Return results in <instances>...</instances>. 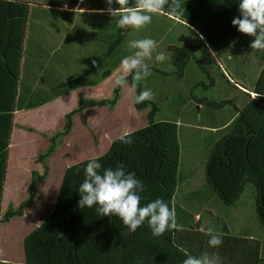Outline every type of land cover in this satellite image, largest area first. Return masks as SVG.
<instances>
[{
    "label": "trees",
    "instance_id": "obj_1",
    "mask_svg": "<svg viewBox=\"0 0 264 264\" xmlns=\"http://www.w3.org/2000/svg\"><path fill=\"white\" fill-rule=\"evenodd\" d=\"M129 2L132 5L135 0ZM48 3L70 7L80 4L82 8L98 10L107 7L106 0H48ZM178 3L180 9L177 13L170 12L168 5H165L164 17L178 18L181 24L194 32L197 42L168 47L170 61L175 67L172 72L154 66H150L151 71L173 74L182 79L189 64L199 61L197 52L229 50L247 36L232 24L233 18L239 15V0H178ZM113 7L119 5L113 4ZM29 11L27 1L0 0V224L24 215L25 208L37 196V181L46 177L50 170L49 165L45 164V174L33 171L28 198L18 208L11 206L3 218L4 189ZM105 16L110 15L101 12L99 26L100 45L105 48V53L101 52L93 70L97 67L107 76L113 70H108L109 67L116 66L111 59L117 55L126 34L117 27L119 16H110V21L103 18ZM165 29L168 26L163 33ZM152 37L155 41L158 39L154 35ZM125 56L121 53L115 59L122 60ZM261 75L264 78V68ZM127 80L133 86L131 75ZM81 85L85 83L80 78L59 82L42 98L31 99L26 108L46 103ZM135 88L137 95L143 91L141 83ZM121 90V87H116L111 99L80 97L77 109L67 114L64 130L51 137L53 145L49 152L38 157V161L45 162L54 151L57 138L71 133L76 113L82 114L95 107H115ZM256 92L258 95L242 108L235 104L234 99L207 100L210 108L233 105L236 117L212 144L205 165V178L207 185L228 207L237 203L248 183H253L256 187L258 220L264 226V92ZM135 107L138 110L150 107L148 124L131 131L133 143L123 144L116 138L110 148L96 158H99L103 168H115L122 164L126 172L135 174L144 185V191L139 193L141 206L162 198L171 207L180 179L179 126L170 120H157L159 107L153 100L135 103ZM90 159L76 162L66 169L52 212L24 239L26 262L0 260V264H182L186 255L180 248L193 256H200L204 252L217 253L222 264L263 262L260 239L235 235L227 227L221 232L215 231L222 236L223 243L217 248H210L208 237L204 234L207 229H202L199 224L182 225L177 222L182 230L166 231L162 236L153 237L147 221L135 232H130L117 216H98L95 205L81 209L78 206V188L84 180V168Z\"/></svg>",
    "mask_w": 264,
    "mask_h": 264
},
{
    "label": "rangeland",
    "instance_id": "obj_2",
    "mask_svg": "<svg viewBox=\"0 0 264 264\" xmlns=\"http://www.w3.org/2000/svg\"><path fill=\"white\" fill-rule=\"evenodd\" d=\"M150 28L151 25L149 24L139 31L134 29L124 30L126 37L115 57L117 58L121 53L130 55L131 52L134 51L128 48V43L131 40L146 37L153 39L152 33L146 37L144 36V33ZM196 42L197 38L193 31L189 30L181 23L179 25L177 24L173 27L172 31L167 34V37H165L160 44H157V52H164L168 59L162 63L156 62L155 55L157 52H154L153 58L151 60H146V63H148L149 66L172 72L175 70V67L170 61L168 47L173 44L184 45L186 43L195 44ZM218 56L219 59H216V61L219 62L221 60L226 65V70L224 69V72H219L218 68L213 64V67L208 70V74L200 73L197 69V62L192 61L187 68L186 76L182 79H179L173 74L164 75L160 72L151 71L147 78L139 82L142 84L143 90L150 89L153 93L154 99L151 100L159 107V112L156 114L157 120L179 117L183 121L179 130V142L181 147V177L179 183H182L181 186L186 189L185 191L190 190L194 184L200 185L199 188L201 192L207 189L211 190L206 183L205 165L211 145L216 140V134L201 130L200 127L206 125V123L217 124L212 118L214 113L221 110V108L209 107L212 110L211 113L213 112L209 118H197L199 120L192 123L186 120L188 116L183 115V117H181L178 116L177 113L174 115L175 101L178 99L187 100L188 94L190 96L188 89L192 88V84L197 79L203 78L204 84L198 86V88H193L194 95H206L210 100L215 101H222L230 97L234 99L236 105H241V101L247 100L244 93L245 89L255 90L259 78L263 81V78H261L262 69L259 70L256 65L253 66L251 70L253 75L251 74L252 76H248V78H253L252 83V81L249 80L250 78L247 79L244 75L236 72L232 63H225V53H221V55L219 54ZM115 57L112 58L111 61L116 62V71L101 83L95 99H111L114 96V90L117 87L114 81L121 71V60L115 59ZM257 57L260 60V56ZM249 68H251V66ZM101 71L103 70H100V72ZM127 85V87L121 88V96L115 107H95L89 108L92 110L88 113H85L87 110L82 114L76 113L73 116L74 124L71 133L63 138H57L55 149L52 154L45 159V162L38 161V157L49 152L54 142L51 137L64 130L67 121V116L64 114L66 106L62 103H56L55 105L53 103L43 109L46 111V116H44L43 111H36L24 116L22 122L43 129L48 136L45 137V134L43 136L42 133L41 135L29 134L30 142L28 145L26 144L27 146L25 149L27 153H17V151L14 150L11 165L15 167L19 166L18 174L14 177L15 180L12 183L14 186L10 182V189H8L10 198H5L2 213L3 218L11 206L18 208L21 203L28 198L33 171L45 174V164L49 165L50 170L48 174H46V177L36 183L37 193L39 192V195L37 194V201L25 208L26 211L24 215L16 216L9 222L0 224V257L7 258L8 256L9 259H11L13 256H23V236L40 220H43V217L50 209L57 195L63 169H65L67 165H72L81 160L98 157L104 154L120 134L125 131L131 132L148 124L150 107L138 110L135 107V97L137 96L136 88L133 87L128 80ZM261 87L262 82L259 83V89ZM248 93L250 94V92ZM235 97L237 98L235 99ZM226 108H228L227 110L231 113H235V107L233 105H227ZM229 116L230 113H223V116L219 114V117L223 120L227 119ZM191 124L195 126H191ZM193 168L195 169L194 174H196V180L189 182L192 172L190 169ZM203 182H205L206 186L202 185ZM242 196V198H244L243 203L246 200L251 203L252 198L256 197L255 185L253 183H248ZM217 200H220V197H218ZM213 201L214 200L211 201V207L214 206ZM224 206L228 210H231L230 207ZM198 209L200 211V205H194V210L196 211ZM201 213L204 217L207 216V212L204 210H202ZM239 214L234 215L230 212L228 218L224 217V220L216 221V225L218 226L221 224L219 226H223V224L227 222L228 225L230 224L235 228L236 226L239 227L241 218L250 215L246 210ZM251 220L250 217L249 223L252 225L248 231H253L254 234L258 235L257 237H260L262 243V256L264 259V226L260 222L257 225L255 220ZM261 264H264V260Z\"/></svg>",
    "mask_w": 264,
    "mask_h": 264
},
{
    "label": "crops",
    "instance_id": "obj_3",
    "mask_svg": "<svg viewBox=\"0 0 264 264\" xmlns=\"http://www.w3.org/2000/svg\"><path fill=\"white\" fill-rule=\"evenodd\" d=\"M23 1L29 2L30 11L27 22V33L24 41L17 110L15 111V127L12 134L10 160L8 163L3 204L5 198H10V192H8V189H10V182L12 184L15 180V175L18 174L19 166L15 167L11 165L14 150L17 151V153H27L25 149L30 142L29 134L41 135L42 133L44 136L46 133L41 128L33 125H27V123L22 122L24 116L36 111H43L44 116H46V111L43 109L53 103L54 105L56 103L64 104V106H66L64 114L67 116L70 111L77 109L80 97L92 99L96 98L101 83L104 82L105 79H108L111 74L116 71L113 65V67H109L108 70H110V68H113V70L107 76L103 72H100V69L97 67H95L96 70H93V61H96L95 64H98L101 52L105 53V48H101L99 39V26L101 21L100 10L82 8L80 4H77L74 7L56 6L49 4L48 0ZM165 14L166 13L162 12L160 14L153 15L152 22L150 24L151 28L144 33L145 37L154 33L153 35L158 38L156 40L157 44H160L161 41L167 37V34L172 31L175 25L180 24V20L178 18L168 16L171 19L174 18L173 20H170L169 18L164 17ZM103 18H107V21H110L111 17L105 16ZM165 25L168 26V29H165L163 33L164 28H166ZM252 40L253 37L247 35L243 40L236 42L229 50L221 52H197V58L199 60L197 62L198 71L200 73L208 74V70L211 69L214 64L218 68L219 72H224L226 70V65L221 60L217 62L216 59H219V54L221 55V53H225V63H232L236 72L249 79L250 77L248 78V76L253 75L251 72L253 66L256 65L259 70H263L264 68V52L252 50L249 47ZM257 56H260V60ZM250 66L251 68H249ZM88 71L89 73L83 77V75ZM104 75L106 77H104ZM77 78H80L85 85L78 86L72 91L55 97L36 107L26 108L31 99L38 100L39 98H42L45 94L49 93L55 84L76 80ZM249 80L253 83V78H250ZM260 82H262V87L259 89ZM202 84H204L203 78L197 79L192 84V88L188 89V93H190V96L187 93L188 99H178L175 101L174 115L177 113V115L181 117H183V115L188 116L186 120L193 123L196 122V120H199L197 118H209V116L213 114V112L211 113L212 110L207 105V100L210 99L206 95L196 96L193 93V88H198V86ZM256 91L264 92V78L263 81L259 78L255 90L248 88L245 89L244 93L247 100L241 101V105L238 106L242 108L251 98L257 96L258 93ZM248 92H250V94ZM236 98L237 97H235V99ZM226 99L231 98L227 97L224 100ZM226 107L227 105L214 113L212 120L217 122V124L206 123V125H202L200 127L201 130L216 134V140L218 139L220 132L229 126L236 117V113H231ZM90 110L92 109H87L85 113H88ZM223 113H230V116L223 120L219 117V114L223 116ZM165 120L176 122L179 126V130L181 124L183 123L182 119L179 117ZM191 126L195 125L191 124ZM26 127H30L32 129L28 130ZM46 136L48 135L45 134V137ZM69 166L70 164L63 169L57 195L50 209L43 217V220H40L34 227L31 228V230H29L27 234L23 236V242L26 236L38 227L52 212L64 173ZM190 171L192 172L189 182L192 180L195 181V169H190ZM181 184H178L175 196V209L178 223L182 225L199 224L202 229L211 228L218 232H221L225 227H227L235 235H248L250 237L260 239V237H257L258 235L254 234L253 231H248L252 225L249 223L250 217L252 219L251 221L255 220V223L257 225L259 224L255 198H252L251 203H249L248 200L243 203L244 198H242V196L238 200V202H240H237L236 205L230 207L231 210H228L224 206L225 204L221 199L217 200L219 196H217V194H215L212 190L207 189L206 191L201 192L199 188L200 185L194 184L190 190L185 191L186 189H184ZM12 185L14 186V184ZM202 185L206 186L205 182H203ZM37 194L39 195V192ZM38 195L31 204H34L37 201ZM212 200H214V206L211 207ZM196 204L200 205V211L199 209L196 211L194 210V205ZM3 207L4 205H2V212ZM202 210L207 212L206 217H204L201 213ZM245 210L250 215L245 218H241L239 227L236 226L235 228L230 224L228 225L227 222H225L223 226H219L221 224L218 226L216 225V221H221L222 219L224 220V217L228 218V214L230 212L235 215L243 213ZM0 260L25 263L26 256L24 252L23 256H13L11 259H9L8 256L7 258L0 257Z\"/></svg>",
    "mask_w": 264,
    "mask_h": 264
},
{
    "label": "clouds",
    "instance_id": "obj_4",
    "mask_svg": "<svg viewBox=\"0 0 264 264\" xmlns=\"http://www.w3.org/2000/svg\"><path fill=\"white\" fill-rule=\"evenodd\" d=\"M113 4H118L119 7H113ZM106 5L107 7L100 11L112 17L119 16L118 28L137 31L151 24L153 15L162 13L165 5H168L172 13H177L180 9L178 0H171V3L169 0H135L132 5L129 0H106ZM238 12L239 15L232 20L233 26L237 27L240 33L253 37L249 45L252 50L264 52V0H239ZM128 48L134 51L121 60V71L114 81L115 85L121 88L128 86L129 75L132 76L133 87L150 75L151 69L146 60L153 58L158 45L154 39L146 37L129 41ZM167 59L164 52H157L155 55L156 62L162 63ZM95 63L96 61H93V64ZM151 99H154L152 91L143 90L135 97V103L140 104ZM131 137L132 133L125 131L117 139L123 144H131ZM102 168L99 158L94 157L87 162L84 180L78 188V206L81 209L95 205L98 216H117L130 232H135L147 221L153 237L162 236L166 231L182 230L177 224L174 200L171 207L162 198L141 206L139 193L144 191V185L134 173L126 172L122 164L100 171ZM204 234L208 237L210 248H217L223 243L222 236L211 228ZM179 250L186 255L182 264H222L220 257L214 252L193 256L183 248Z\"/></svg>",
    "mask_w": 264,
    "mask_h": 264
}]
</instances>
